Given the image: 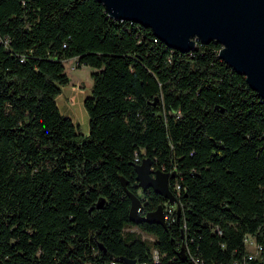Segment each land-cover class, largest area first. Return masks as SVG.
<instances>
[{
  "label": "trees",
  "instance_id": "trees-1",
  "mask_svg": "<svg viewBox=\"0 0 264 264\" xmlns=\"http://www.w3.org/2000/svg\"><path fill=\"white\" fill-rule=\"evenodd\" d=\"M221 49L101 0H0V264H264V97ZM72 57L93 67L88 134L57 101ZM145 157L176 172L167 226L130 218L123 176L140 213L169 202L139 187Z\"/></svg>",
  "mask_w": 264,
  "mask_h": 264
},
{
  "label": "water",
  "instance_id": "water-1",
  "mask_svg": "<svg viewBox=\"0 0 264 264\" xmlns=\"http://www.w3.org/2000/svg\"><path fill=\"white\" fill-rule=\"evenodd\" d=\"M114 18L129 19L152 28L155 35L170 47L181 51L194 49L196 40L208 43L215 40L223 45L220 56L235 70L246 75L251 87L264 97V0H101ZM151 157L135 164L139 187H153L171 204L178 198L170 187L176 172L152 166ZM131 197L130 218L167 226L164 205L142 214V199L127 187ZM104 198L98 202L102 206ZM178 213L180 208H178ZM184 253V249H181ZM126 264H138L126 258Z\"/></svg>",
  "mask_w": 264,
  "mask_h": 264
},
{
  "label": "rangeland",
  "instance_id": "rangeland-1",
  "mask_svg": "<svg viewBox=\"0 0 264 264\" xmlns=\"http://www.w3.org/2000/svg\"><path fill=\"white\" fill-rule=\"evenodd\" d=\"M65 65L71 82L62 86L61 92L57 95L58 105L63 114L73 118L82 133L88 134L90 129L89 114L84 105V99L92 90L91 72L93 67L90 65L78 66V59L74 57L66 59ZM132 227L141 232L144 237L152 239L151 235L142 231L138 226ZM249 248L251 251L255 249L252 246Z\"/></svg>",
  "mask_w": 264,
  "mask_h": 264
},
{
  "label": "built area",
  "instance_id": "built-area-1",
  "mask_svg": "<svg viewBox=\"0 0 264 264\" xmlns=\"http://www.w3.org/2000/svg\"><path fill=\"white\" fill-rule=\"evenodd\" d=\"M199 40H196V45L199 43ZM195 45V46H196ZM136 160H140V157L137 155ZM177 189H180V185H177ZM174 204H171L170 202H167L164 207V213H165V219H173V213H174ZM141 207L139 208L140 211ZM248 246H254L255 249L252 251V253L249 255V257H253L254 254H257L260 251V246L256 243L255 239L252 236L248 237V240H246ZM153 259L154 264H160L161 256L158 251V249H153ZM199 259H197L198 261ZM114 264H117L116 261L113 262ZM140 264H150L149 262H142Z\"/></svg>",
  "mask_w": 264,
  "mask_h": 264
},
{
  "label": "bare ground",
  "instance_id": "bare-ground-1",
  "mask_svg": "<svg viewBox=\"0 0 264 264\" xmlns=\"http://www.w3.org/2000/svg\"><path fill=\"white\" fill-rule=\"evenodd\" d=\"M222 48H223V45H222Z\"/></svg>",
  "mask_w": 264,
  "mask_h": 264
},
{
  "label": "crops",
  "instance_id": "crops-1",
  "mask_svg": "<svg viewBox=\"0 0 264 264\" xmlns=\"http://www.w3.org/2000/svg\"><path fill=\"white\" fill-rule=\"evenodd\" d=\"M252 247H254V246H252ZM255 248V247H254Z\"/></svg>",
  "mask_w": 264,
  "mask_h": 264
}]
</instances>
